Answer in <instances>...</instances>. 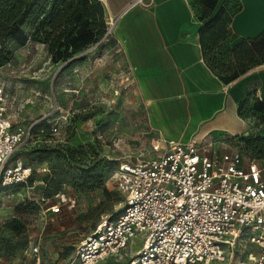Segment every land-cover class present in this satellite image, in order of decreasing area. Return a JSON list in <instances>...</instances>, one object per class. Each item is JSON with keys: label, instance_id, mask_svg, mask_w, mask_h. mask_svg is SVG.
I'll return each mask as SVG.
<instances>
[{"label": "rangeland", "instance_id": "obj_1", "mask_svg": "<svg viewBox=\"0 0 264 264\" xmlns=\"http://www.w3.org/2000/svg\"><path fill=\"white\" fill-rule=\"evenodd\" d=\"M203 1L192 0L200 12ZM222 4L218 0L216 8ZM11 48L13 57L0 66V84L13 100L21 126L31 127L11 161L28 164L34 179L32 184L0 189V264H80L74 259L77 244L122 206L113 172L123 160L142 161L156 155L153 132L108 23L105 33L78 55L79 60L57 59L47 45L33 39ZM260 101L258 97L243 105L246 130L234 143L246 160L255 158L264 165V152L255 148L256 142L264 143ZM52 111L66 119L59 131L47 126L41 133L38 126H31ZM56 191L75 200L74 205L64 204L61 212L52 213ZM133 241L123 255L96 264H126L142 245V236ZM36 245L39 260L24 253L27 246ZM256 250L241 241L224 260L200 264H252L250 256Z\"/></svg>", "mask_w": 264, "mask_h": 264}, {"label": "built area", "instance_id": "obj_2", "mask_svg": "<svg viewBox=\"0 0 264 264\" xmlns=\"http://www.w3.org/2000/svg\"><path fill=\"white\" fill-rule=\"evenodd\" d=\"M16 116L13 100L0 84V189L27 183L32 173L22 160L11 161L27 130ZM65 124V117L52 111L31 126L44 133L47 126L57 132ZM235 138L224 131L207 141L197 135L177 141L159 134L152 139L156 155L121 161L112 178L122 206L77 244L74 259L96 264L121 256L141 235L142 245L127 264L222 261L241 241L256 246L252 264H264V165L255 158L246 160L237 144L227 151L218 149V144ZM56 197L52 213L61 212L64 204L74 205L64 192ZM24 253L39 260L38 245L27 246Z\"/></svg>", "mask_w": 264, "mask_h": 264}, {"label": "crops", "instance_id": "obj_3", "mask_svg": "<svg viewBox=\"0 0 264 264\" xmlns=\"http://www.w3.org/2000/svg\"><path fill=\"white\" fill-rule=\"evenodd\" d=\"M135 1L102 0L153 137L186 141L197 135L207 141L218 131L241 135L246 120L239 114L240 104L253 88L264 99V63L227 80L205 62L200 31L211 17L201 21L192 0H152L150 5ZM239 3L231 22L235 43L264 33V0ZM234 140L218 144V149H231Z\"/></svg>", "mask_w": 264, "mask_h": 264}, {"label": "trees", "instance_id": "obj_4", "mask_svg": "<svg viewBox=\"0 0 264 264\" xmlns=\"http://www.w3.org/2000/svg\"><path fill=\"white\" fill-rule=\"evenodd\" d=\"M51 1L0 0V66L13 57L12 44L22 46L30 39L47 45L57 59L79 60L82 56L78 55L105 33L107 21L102 0ZM235 1L224 0L214 14L218 0H204V9L199 15L201 21L211 17L200 31L205 62L227 80H235L246 70L264 63V33L235 43L231 22L241 8L239 0ZM256 96L253 88L239 106L240 115H243V105L257 100ZM260 103L264 105V99ZM255 145L259 153L264 152V143ZM33 179L31 173L27 183L32 184ZM20 184L23 183L17 185Z\"/></svg>", "mask_w": 264, "mask_h": 264}, {"label": "bare ground", "instance_id": "obj_5", "mask_svg": "<svg viewBox=\"0 0 264 264\" xmlns=\"http://www.w3.org/2000/svg\"><path fill=\"white\" fill-rule=\"evenodd\" d=\"M208 263H211V261H209Z\"/></svg>", "mask_w": 264, "mask_h": 264}]
</instances>
